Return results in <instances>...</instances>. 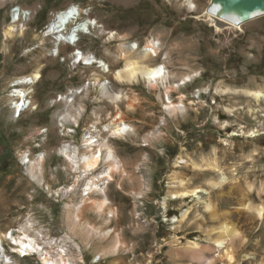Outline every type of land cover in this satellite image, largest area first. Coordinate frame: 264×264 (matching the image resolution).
<instances>
[{"label": "rangeland", "instance_id": "obj_1", "mask_svg": "<svg viewBox=\"0 0 264 264\" xmlns=\"http://www.w3.org/2000/svg\"><path fill=\"white\" fill-rule=\"evenodd\" d=\"M209 3L195 0L194 10L184 0H8L0 6L1 234L17 238L23 230L32 235L34 229L44 241H56L66 249L74 264H206L193 262L176 248L196 240L210 248L206 257L218 254L195 222L205 228L217 224L203 209L202 202L210 197L218 213L227 212L245 239L231 264L264 263V217L254 218L240 206L248 201L264 203V193L257 192L264 183V101L255 102L242 92L264 87V16L218 29L205 15ZM70 5L90 12L105 27L106 33L98 38L81 36L78 47L106 63L110 73L101 79L114 99L100 94L96 85L88 87L98 79L99 69L70 60L75 48L66 46L61 56L51 58L45 51L49 42L40 44L51 14ZM15 6L34 13L23 35L5 41L4 27L14 18L10 11ZM156 38L160 54L148 64H165L174 73L168 91L141 80L127 85L115 79L113 72L123 66L115 59L119 45L137 44V54ZM38 67L40 78L31 85L30 95L36 108L14 113L9 99L16 88L13 81ZM186 75L191 80L183 84L180 79ZM217 84L236 93L219 95ZM168 100L183 105L185 111H168ZM119 113L133 127L123 136L104 129ZM253 129L258 134L250 136ZM89 135L100 146L113 149L119 162L113 181L105 187L114 215L108 217L106 211L88 205L82 216L113 231L104 239L88 238L66 225L67 208L80 202L82 182L89 175L77 178L58 148L71 145L82 150V140ZM42 153L44 186H39L26 174L21 156L28 154L34 160ZM214 158L221 172L196 169L189 163L199 165ZM104 162L99 158L94 175L104 170ZM220 173L226 183L209 189L207 180L218 179ZM179 179L200 191L196 196L171 197L180 191ZM246 180L254 186L248 193ZM91 198L102 199L96 192ZM185 210L188 217L175 222ZM115 234L124 246L103 253ZM1 247L13 264H42L37 255L21 257L9 238L2 240ZM57 250L54 246L49 252L55 255Z\"/></svg>", "mask_w": 264, "mask_h": 264}, {"label": "bare ground", "instance_id": "obj_2", "mask_svg": "<svg viewBox=\"0 0 264 264\" xmlns=\"http://www.w3.org/2000/svg\"><path fill=\"white\" fill-rule=\"evenodd\" d=\"M7 1L8 0H0V6H3ZM184 2L190 8V10L196 9L195 0H184ZM209 2V7H207L205 15H207L208 18L216 24L218 29H221L220 27H239L244 23L264 16V14H260L259 11L256 10H252L248 13L233 14L229 10L221 8L218 5H212L211 0H209ZM255 6L259 7L258 2ZM33 13V10L21 9L18 17L13 16L14 18H12V21L4 27V40L9 41L16 34L23 35L24 31L26 30V25H28L27 22L30 20ZM256 14L258 15L255 16ZM250 15L254 16L244 19ZM91 16L92 15L90 12L82 10L81 8L74 5H70L63 10L52 13L44 32L39 38L40 44L43 45L46 41L49 42L50 48L45 49V51L51 58H57L61 56L62 49H64L66 46L75 48L72 53L68 55L70 60H75L76 62L82 61L86 64H95V67L99 69V75H97L98 79H94V82L89 83L88 87L90 85H96L98 86L100 94L106 97L108 95L110 98H113L107 92L108 89L105 86V80L101 79V77L107 76L110 73L106 63L93 54L80 51V48L78 47V42H80L81 36L89 35L98 38V36L106 33L105 27L101 25V23L99 24L98 21L93 19ZM159 45L160 42L158 38L151 39L139 53L135 54V51L138 50L137 44L132 46L120 44L119 51L117 56H115V59L121 60L123 62V66L117 71L113 72L115 79L127 85L137 84L141 80L144 81L149 87L154 85L157 87L163 86L167 92V83H171V80L175 76L174 73L170 72L165 64H148V61H150L152 58H157L159 56ZM40 71L41 67H38L31 74L21 76L13 81L12 84L16 88L12 95L9 96V99L12 98L11 103L14 113L18 112L19 115H21L27 110H33L36 108V103L33 102L32 96H30L32 93L31 85L37 82V80L40 78ZM190 80L191 75L182 76L180 79L183 84ZM178 86L179 84L174 85L173 87ZM78 92L80 91H71L69 94L72 96L74 93ZM215 92L219 95L236 93L235 90H232L228 87H223L221 84L216 85ZM242 92L246 96L252 97L255 102H259L260 100L264 101V87L258 90L245 89ZM166 103V109L173 114L176 113V111H185V107L181 104L173 105L171 102H169V100ZM226 109L228 112H232L231 109ZM118 115L119 116H116L108 125L104 126V129L109 128L108 132L110 131L116 136H123L130 131L132 132L133 127L127 125L123 121L120 113ZM248 134L250 136L256 135L258 134V131L254 129L249 130ZM95 142L97 141H95L91 135L84 136V139L82 140V150H79L77 147L71 145H62L58 148V153L64 157L70 169L73 172L79 174L77 178L83 180L86 175H89L85 178L84 182H82L83 185L80 189L82 197L80 202L76 205H69L67 208L66 225L68 229L74 232L79 231L88 238L91 236L93 237L94 235L104 239L110 237V235L113 234V231L104 230L103 226L101 225L97 226L91 222L83 220L82 216L88 205H92V207L99 212L103 213L106 211L108 217L114 215L115 210L108 205L109 200L105 187L108 181H113V174L119 168V162L117 161L113 149L102 144V146H100L99 142ZM102 150L104 151L103 154ZM29 156L30 155L28 154H23L21 156V164L25 167L26 174L33 182L37 183L39 186H44L43 163L45 160V153L39 154L34 160H32ZM99 158H104L105 168L103 171L94 175L93 169L98 164ZM178 160L182 159L179 158ZM189 163L193 168L196 169H205L217 173L221 172V169L215 158L213 160H203L199 165L193 162ZM173 180H177V178L174 177ZM226 180L227 178L222 173H220L218 179L210 178L207 180L206 186L209 189H220L226 183ZM101 182L103 183L102 185L99 184ZM245 182L246 190H244V192H251L254 188L253 184L248 180ZM178 186L180 191L172 192L171 197L184 198L189 195L196 196L198 191H200L199 187L193 189L188 188L187 182H184L182 179H179ZM45 188L50 191V187L48 185H46ZM67 190L69 191V189ZM95 192L101 195V200H94L91 198L92 194ZM257 192L259 195L264 193V183L260 184ZM208 194L209 193H207V195ZM243 198H245V193L243 194ZM166 200L167 199L165 198L163 202L164 205ZM246 201H248V199ZM202 203L203 209L208 212L210 219L217 221V224L205 228L197 222V219L195 222L197 224V228L204 232V234L207 236L208 243L213 245L215 251L218 252V254L215 256V258L206 257L204 253L209 251L210 248L196 240H188L185 244L176 249L187 253L193 262L214 264L216 261H219L220 264H225V262L231 264L235 260L236 251L245 243L242 232L239 231L235 224L232 222L230 223L227 218V212L221 215L218 213L216 205L210 199V197H208L207 200L203 201ZM240 206L243 208V211H251L253 215L255 214L253 216L254 218L262 219L264 217V203L256 205L248 201L247 203H241ZM187 217L188 210H185L181 214L180 219L176 218L175 222L181 223ZM107 222H109L108 219L105 220V223ZM32 233V235H29L27 231L23 230L21 233L22 236L17 238L12 236L8 237L7 234L0 233V264H13L11 258L6 255V253L3 251V248L1 247L2 240L8 238L13 242L14 245L18 246V250L16 252L20 254L21 257L37 255L42 264H74L73 262H70L69 258H67L66 249L62 248V246H57L55 243L56 241H44L42 238L43 235L34 229ZM54 246L58 247L55 255L49 252V250L53 249ZM122 246H124V242L122 241L120 235L115 234L111 243H109L108 247L103 250V253H115ZM175 257H177V254H175ZM258 264L264 263L260 262Z\"/></svg>", "mask_w": 264, "mask_h": 264}, {"label": "water", "instance_id": "obj_3", "mask_svg": "<svg viewBox=\"0 0 264 264\" xmlns=\"http://www.w3.org/2000/svg\"><path fill=\"white\" fill-rule=\"evenodd\" d=\"M212 5H218L221 8L227 9L233 14L238 13H248L252 10L259 11L260 14H264V0H211ZM259 4V7L255 6ZM255 6V7H254ZM254 7V8H253ZM256 14L255 16H257ZM254 15H250L249 17H245L244 19H248L253 17Z\"/></svg>", "mask_w": 264, "mask_h": 264}, {"label": "built area", "instance_id": "obj_4", "mask_svg": "<svg viewBox=\"0 0 264 264\" xmlns=\"http://www.w3.org/2000/svg\"><path fill=\"white\" fill-rule=\"evenodd\" d=\"M20 8L19 7H12L10 13L15 16V17H18L19 16V13H20ZM17 116V115H16Z\"/></svg>", "mask_w": 264, "mask_h": 264}]
</instances>
